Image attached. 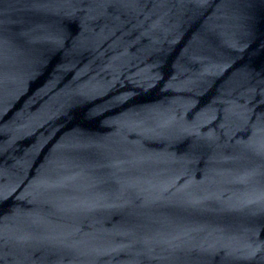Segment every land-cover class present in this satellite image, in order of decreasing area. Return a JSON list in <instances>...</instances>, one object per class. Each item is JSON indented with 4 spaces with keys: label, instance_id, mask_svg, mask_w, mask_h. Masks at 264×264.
I'll use <instances>...</instances> for the list:
<instances>
[{
    "label": "water",
    "instance_id": "95a60500",
    "mask_svg": "<svg viewBox=\"0 0 264 264\" xmlns=\"http://www.w3.org/2000/svg\"><path fill=\"white\" fill-rule=\"evenodd\" d=\"M0 264H264V0H0Z\"/></svg>",
    "mask_w": 264,
    "mask_h": 264
}]
</instances>
